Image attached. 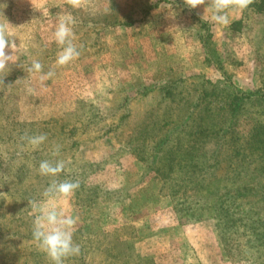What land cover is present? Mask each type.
I'll return each instance as SVG.
<instances>
[{
    "label": "rangeland",
    "instance_id": "rangeland-1",
    "mask_svg": "<svg viewBox=\"0 0 264 264\" xmlns=\"http://www.w3.org/2000/svg\"><path fill=\"white\" fill-rule=\"evenodd\" d=\"M183 0H0V264H52L29 201L78 216L64 264H264V1L211 20ZM71 15L78 59L53 33ZM34 60L55 75L41 81ZM46 134L37 149L21 136ZM55 145L59 156L52 155ZM65 161L55 177L41 161ZM79 182L67 198L53 182Z\"/></svg>",
    "mask_w": 264,
    "mask_h": 264
},
{
    "label": "clouds",
    "instance_id": "clouds-1",
    "mask_svg": "<svg viewBox=\"0 0 264 264\" xmlns=\"http://www.w3.org/2000/svg\"><path fill=\"white\" fill-rule=\"evenodd\" d=\"M92 0H66V4L72 9H87L91 6ZM253 0H183V4L189 9L194 10L202 5H209L212 10L211 20L217 25L227 27L230 24L229 11H245ZM75 20L71 15H63L58 19L53 37L55 43L61 48L56 59V65L64 67L69 65L80 56V51L73 42V30ZM7 21L0 22V73L10 71L9 65L14 64L16 59L14 54H6V49H15V41L9 38V26ZM30 73H41V81L52 78L55 72L49 70L43 73V65L34 60L29 67ZM0 84H4V78L0 80ZM21 140L31 146L33 150L39 148L46 140V134L28 135L25 133L21 136ZM60 146L55 145L52 149V155L59 156ZM65 169V161L57 160L55 162L49 160L41 161L39 172L43 176L55 177ZM79 182L53 181L43 195L49 199L71 197L79 188ZM32 209L38 214L33 220V239L37 242L38 247L50 259L52 264H64V261L71 256L80 254V246L73 243V234L78 223L79 217L67 215L64 211L58 210L53 204L51 206L42 205L33 200L28 202Z\"/></svg>",
    "mask_w": 264,
    "mask_h": 264
},
{
    "label": "trees",
    "instance_id": "trees-1",
    "mask_svg": "<svg viewBox=\"0 0 264 264\" xmlns=\"http://www.w3.org/2000/svg\"><path fill=\"white\" fill-rule=\"evenodd\" d=\"M262 1H264V0H262Z\"/></svg>",
    "mask_w": 264,
    "mask_h": 264
}]
</instances>
